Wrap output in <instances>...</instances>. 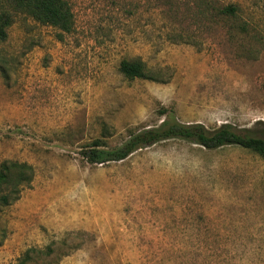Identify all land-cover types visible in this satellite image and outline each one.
Masks as SVG:
<instances>
[{
    "label": "rangeland",
    "instance_id": "obj_1",
    "mask_svg": "<svg viewBox=\"0 0 264 264\" xmlns=\"http://www.w3.org/2000/svg\"><path fill=\"white\" fill-rule=\"evenodd\" d=\"M71 31L18 15L0 41V161L33 179L0 208V264H264V158L168 139L90 163L163 120L264 128V0H68ZM238 7L232 20L218 9ZM140 58L159 79L124 77Z\"/></svg>",
    "mask_w": 264,
    "mask_h": 264
},
{
    "label": "trees",
    "instance_id": "obj_2",
    "mask_svg": "<svg viewBox=\"0 0 264 264\" xmlns=\"http://www.w3.org/2000/svg\"><path fill=\"white\" fill-rule=\"evenodd\" d=\"M18 15L27 16L39 24L55 27L61 32L71 31L74 25L68 0H0V41L6 39L7 29ZM237 15L238 7L234 4H226L218 9L219 21L232 20L229 27L234 29L233 33L247 32L246 22L235 23ZM118 70L128 79H159V75L151 73L140 58L120 60ZM168 139L185 140L206 149L235 145L264 158V128L258 133L248 128L237 129L226 122L207 128L201 123H181L174 120H163L157 126L131 131L118 146H109L100 138L94 139L84 146L81 153L90 163L119 160L141 147ZM33 175V167L26 161L1 160L0 208L16 201L21 191L30 185ZM3 236L4 232L0 244ZM50 252V248L45 251L34 248L26 250L16 264H26L34 256L48 255Z\"/></svg>",
    "mask_w": 264,
    "mask_h": 264
}]
</instances>
